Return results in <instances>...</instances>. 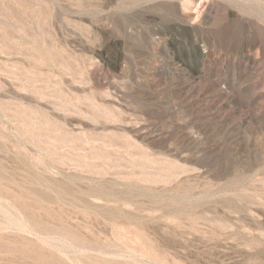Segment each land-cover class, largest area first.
Wrapping results in <instances>:
<instances>
[{"label":"rangeland","instance_id":"374dc122","mask_svg":"<svg viewBox=\"0 0 264 264\" xmlns=\"http://www.w3.org/2000/svg\"><path fill=\"white\" fill-rule=\"evenodd\" d=\"M242 4L0 0V264H264Z\"/></svg>","mask_w":264,"mask_h":264},{"label":"bare ground","instance_id":"6f19581e","mask_svg":"<svg viewBox=\"0 0 264 264\" xmlns=\"http://www.w3.org/2000/svg\"><path fill=\"white\" fill-rule=\"evenodd\" d=\"M240 10L243 13V15L246 16V18L248 17V18L253 19V21H257V22L264 23V7H262V6H251V5L250 6H247V5L242 4V6H240ZM262 35L264 36V29L262 30ZM19 227H21V226H19Z\"/></svg>","mask_w":264,"mask_h":264}]
</instances>
